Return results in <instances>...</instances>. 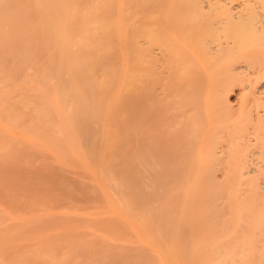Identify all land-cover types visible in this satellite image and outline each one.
<instances>
[{
	"label": "bare ground",
	"instance_id": "bare-ground-1",
	"mask_svg": "<svg viewBox=\"0 0 264 264\" xmlns=\"http://www.w3.org/2000/svg\"><path fill=\"white\" fill-rule=\"evenodd\" d=\"M0 264H264V0H0Z\"/></svg>",
	"mask_w": 264,
	"mask_h": 264
},
{
	"label": "rangeland",
	"instance_id": "rangeland-1",
	"mask_svg": "<svg viewBox=\"0 0 264 264\" xmlns=\"http://www.w3.org/2000/svg\"><path fill=\"white\" fill-rule=\"evenodd\" d=\"M234 95H236V93H233V95L232 96H234ZM234 103H236V101L234 100Z\"/></svg>",
	"mask_w": 264,
	"mask_h": 264
}]
</instances>
